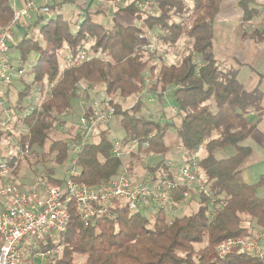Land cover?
I'll return each mask as SVG.
<instances>
[{
  "label": "trees",
  "instance_id": "obj_1",
  "mask_svg": "<svg viewBox=\"0 0 264 264\" xmlns=\"http://www.w3.org/2000/svg\"><path fill=\"white\" fill-rule=\"evenodd\" d=\"M130 1L117 10L108 27L93 21L103 12L85 9L84 4H79L82 22L81 13L75 22L58 13L68 1L52 5L49 15L54 16L37 17L30 26L39 27L40 37H30L26 31L12 46L21 53L19 70H24L32 54L34 60L30 64L32 81L26 82L23 75L17 78L23 88L11 103L14 113L22 111L19 121L28 131L21 138L22 155L10 164V176L21 186L39 176L49 184H60L49 164L71 161L70 144L78 146L75 167L79 180L89 187L94 189L121 175L122 161L113 155L109 130L100 133L97 143L86 142L74 129L69 139L54 134L72 114V100L84 84L89 90L101 88L111 98L109 104L121 117L125 132L122 148L137 142L142 151L166 154L170 150L166 133L174 126L184 163L204 151L199 159V180L210 196L197 197V212L172 219L161 212L151 221L142 213L118 206L114 221L86 225L71 212L68 228L57 242L48 239L38 245L44 251L63 247L61 258L49 264H73L78 257L84 258L83 264H264L250 255L215 256L216 246L227 239L252 238L264 232V193H260L264 177L248 184L242 174L252 155L245 143L264 117V93L258 87L245 88L239 80L240 70H223L215 58V25L225 0ZM137 2L147 5L139 8ZM236 4L242 11V38L264 42V21L259 20L264 0H238ZM118 16L139 21L144 27L120 22ZM12 18L11 0H0V28ZM153 38L155 48L147 49ZM171 46L180 48V60L167 64ZM157 59L159 68L153 63ZM146 93L159 102L172 97L177 123L159 114L153 119L140 117ZM35 94H39L37 100ZM133 96L137 100L129 108L115 102ZM145 144L148 147L143 150ZM229 149L233 154L227 156ZM24 164L30 167L32 177L20 175ZM147 170L152 180H176L164 159ZM187 190L178 184L174 194L177 209L185 204Z\"/></svg>",
  "mask_w": 264,
  "mask_h": 264
},
{
  "label": "built area",
  "instance_id": "obj_2",
  "mask_svg": "<svg viewBox=\"0 0 264 264\" xmlns=\"http://www.w3.org/2000/svg\"><path fill=\"white\" fill-rule=\"evenodd\" d=\"M20 1L21 8L17 9L16 1L11 0L13 18L7 26L0 28V87L9 86L16 73H18L17 78L23 75V70H19V66L11 62L8 40L13 37L15 28H29L32 17L49 15L52 5L80 0ZM136 5L139 8H145L147 3L137 2ZM146 48H155V41ZM5 106H9L8 110H5ZM29 107L32 108L30 105ZM114 115L115 109L110 104L106 103V106L102 108L96 103L91 113L80 119L75 132L85 137L86 141L93 135L95 127L107 125ZM19 116L11 109L8 97L1 94L0 176L3 184L0 186V237L2 240L0 264H23L30 241L37 245L47 242L48 239L54 243L57 242L60 234L68 228L71 212L86 225H94L104 219L114 221L115 208L118 206L126 207L131 213L147 214L151 221H154L157 214L161 212H166L172 219L173 212L177 209L174 194L178 184L181 183L188 189L183 194L184 203L188 202L193 195L198 198L210 196L208 189L199 180V159L196 156L191 161L183 163L177 172L171 168L176 177L175 181L152 180V176H149L142 183H136L126 174H121L101 182L93 189L79 180L80 174L75 167V155L78 151L76 144H70L73 158L60 184H49L43 176H39L29 185L21 186L10 176V164L22 155L24 150L21 138L28 131L19 121ZM19 127L20 130H16ZM147 147L148 145L145 144L142 149ZM138 149L137 142L125 148H122L121 141L113 142V155L118 159H121L124 154H135ZM62 250L63 247L58 245L53 251L42 253V256L46 260L51 253L58 254L60 257ZM229 254L250 255L264 262V232L252 238L227 239L216 246V257L224 258Z\"/></svg>",
  "mask_w": 264,
  "mask_h": 264
},
{
  "label": "rangeland",
  "instance_id": "obj_3",
  "mask_svg": "<svg viewBox=\"0 0 264 264\" xmlns=\"http://www.w3.org/2000/svg\"><path fill=\"white\" fill-rule=\"evenodd\" d=\"M226 1V0H225ZM230 2H233V5L235 4V7H230V13L226 14L225 21H231L232 18L235 17V12L237 14L238 7L235 0H227ZM238 1V0H237ZM261 1V0H259ZM228 3L227 5H231V3ZM130 0H80L76 2L68 1L62 9L58 11V13H65L68 15V19L73 20L75 22L77 16L79 13H81L80 21L82 22L84 13H82L81 10H79L78 4H84L85 9H92L94 11H101L103 14L95 15L93 18V21L95 23H100L106 27H108L112 23L113 17L117 14V10L119 8H123L130 4ZM75 7H74V6ZM21 8L19 4H17V9ZM228 12V11H227ZM54 15H47L48 18H51ZM123 17V16H122ZM260 21H264V13L262 14ZM31 25L35 21V16L32 17ZM118 21L125 23L133 24L138 27H142V23L136 20H130L129 17H119ZM222 24V23H221ZM221 24L219 25V29L222 28ZM144 27V26H143ZM29 33L30 37L39 38V27H30V28H20L16 27L13 31V37H10L8 40V44L11 47L10 49V55H11V62L15 66H18V58L21 56L20 50L12 47L14 44H16L24 35L25 32ZM240 29L239 26L236 24L232 26V31L230 35L222 36L218 38L215 42L214 46V55L216 60L218 61V65L221 69L226 70L230 68H237L240 70L239 74V80L240 82L245 86L247 89H254L258 86V81L260 79H264V43L259 45V54L257 58L251 57H243L244 53L246 51V43L245 42H237L236 39L239 37ZM217 35L219 33L217 32ZM153 38L152 41L156 40ZM183 44V40L181 42V46ZM179 46V47H181ZM257 46V45H256ZM180 56V48L176 47H170V53L168 56L165 57V63L167 64H173L178 63ZM34 60L33 54L28 57L27 62L24 65L23 70V76L26 79V82L30 83L32 81V75L30 73V64ZM155 65L160 67L159 59L153 61ZM245 63V64H243ZM18 73L15 74V78L12 81V83L8 86H1L0 87V95L7 93V90H10V94L7 96L10 103H15L17 101V93L19 90L23 88V85L17 81ZM264 84V82H263ZM81 91L77 92L75 97L72 100V114L68 117L64 118L61 122V124L57 127V129L54 131L56 134V138L59 139H69L70 136H68L69 132L71 130L73 131L78 128V123L80 119L86 115H89L92 111V108L94 104L100 105L102 108L106 106V103L109 104L111 101V98L106 96L103 92V90L99 87H96L93 90L87 89V87L84 84L80 85ZM39 97V94H35V98ZM137 100L136 96H133L126 100H118L115 99V102H119L123 105L124 108L131 107ZM28 101V99H26ZM106 102V103H105ZM142 102L143 105L141 107V111L139 112L140 117L142 118H157L162 117L163 119L177 123L178 118L176 115V104L172 97H166L162 102H159L156 98L152 97L149 94H144L142 96ZM103 103V104H102ZM30 102L27 104L29 105ZM102 104V105H101ZM105 104V105H104ZM9 106H5V110H8ZM10 113V112H7ZM161 113L166 114L165 118L161 116ZM19 115H23L22 111L19 110ZM25 114V113H24ZM176 116V117H175ZM163 120V121H165ZM121 117L119 115H114L111 121L107 125H100L98 127L94 128L93 135L89 137L86 141L88 143H97L100 140V133L104 130H109V138L111 141H121L125 135V132L120 124ZM24 129V128H23ZM16 130H20V127ZM248 141H246V145H248ZM165 142L168 146H170V150L166 154H155L153 152L149 151H142V150H136L135 154L127 155L124 154L121 158L122 161V167L120 170L121 174H126L130 179H132L136 183H142L146 177L148 178L152 174L148 172L147 167L155 166L159 161L166 160L167 163H169L170 168H172L174 171H178V169L183 165L185 157L183 150L178 145V139L176 134V129L174 126H170L165 137ZM233 154V150L229 149L227 150L226 155L230 156ZM204 155V151H202L198 156H196L198 159H200V156ZM219 156H223V153H220ZM250 161L256 162L258 165L255 167L256 172H263L264 173V162L261 161V159H264V155L259 151V149L255 148L254 153L250 156ZM69 161L66 162L64 165H57V164H49V168L51 169V173L59 179H63L66 175L67 169L69 167ZM246 165V164H245ZM149 169V168H148ZM30 167H28L26 164H24L20 175L23 178L32 177ZM34 180V179H33ZM21 182V181H20ZM30 181H26L27 184H24L23 186L29 185ZM22 183V182H21ZM3 184V179L0 181V186ZM261 194L264 193V191L260 192ZM199 199L193 195L191 199L186 202L183 206L179 207L178 209L173 212V217H179L185 214H192L194 212H197L199 210ZM147 215V214H146ZM29 245L31 246L30 250H27L24 255V263L23 264H49L52 262L53 259L58 260L61 258L58 256V254L51 253V256L45 259L44 256H42V253H46L49 250L53 251L55 247L48 249L46 251L42 250L39 245L36 243L30 241ZM33 245V246H32ZM84 258L78 257L74 260L73 264H83Z\"/></svg>",
  "mask_w": 264,
  "mask_h": 264
},
{
  "label": "crops",
  "instance_id": "obj_4",
  "mask_svg": "<svg viewBox=\"0 0 264 264\" xmlns=\"http://www.w3.org/2000/svg\"><path fill=\"white\" fill-rule=\"evenodd\" d=\"M16 1V7L17 4L20 5L21 7V1L20 0H15ZM237 3V0H235ZM230 1H224L223 5H222V12L221 14L218 16V19L216 21V25H215V32H216V37L217 39L222 37V36H226V35H230L231 31H232V26L234 25H238L240 28V19L242 17V11L238 8V12L236 14L235 12V17L232 18L231 21H225L226 19V14L230 13V7H235V4L233 5V2H230L231 5H227ZM79 5V4H78ZM82 5V4H80ZM74 6V5H73ZM75 7V6H74ZM79 10L80 7L78 8ZM228 11V12H227ZM222 23V24H221ZM221 24L222 28L219 29V25ZM217 32L219 33V35H217ZM237 42H245L247 47H246V51L244 53L243 57H253V58H257L258 54H259V45L264 43H256L253 40H249V39H243L241 36V32L239 33V37H237L236 39ZM257 45V46H256ZM245 64V63H243ZM264 79H260L258 81V88L264 93ZM256 87V88H257ZM248 145L251 149H252V154L254 153V149L257 148L259 149V151H261V153L264 155V117L263 120L261 121V123L259 124L258 128L254 131V133L251 135V137L248 139ZM262 162H264V159H261ZM257 163L256 162H251L250 159L247 160L246 165L244 166V170H243V179L246 183L248 184H256L260 181V179L262 177H264V173L263 172H256L255 171V167H257ZM174 171V170H173ZM177 172V170H176Z\"/></svg>",
  "mask_w": 264,
  "mask_h": 264
}]
</instances>
